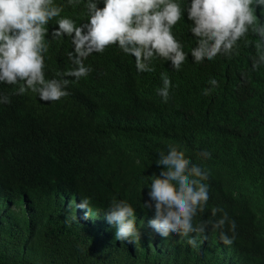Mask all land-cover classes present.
Wrapping results in <instances>:
<instances>
[{
  "label": "trees",
  "instance_id": "obj_1",
  "mask_svg": "<svg viewBox=\"0 0 264 264\" xmlns=\"http://www.w3.org/2000/svg\"><path fill=\"white\" fill-rule=\"evenodd\" d=\"M53 2L77 26L88 22L87 0ZM256 15L264 23V7ZM59 18L46 25L44 73L69 79L68 95L45 103L31 90L14 94L23 82L0 83L10 99L0 103V264H264V65L252 69L264 52L259 38L249 31L231 59L195 63L185 13L172 29L188 54L180 70L159 58L155 74L140 73L133 56L110 45L82 58L91 71L76 79L57 75L76 67L77 47L74 36L52 35ZM161 73L172 82L167 103L157 94ZM169 145L208 173L209 200L194 225L218 220L223 213L211 210L222 208L236 222L232 245L211 227L199 248L148 227L154 213L144 202ZM85 198L89 211L77 208ZM121 200L135 210L134 243L117 241L105 219ZM224 231L233 235L227 223Z\"/></svg>",
  "mask_w": 264,
  "mask_h": 264
},
{
  "label": "clouds",
  "instance_id": "obj_2",
  "mask_svg": "<svg viewBox=\"0 0 264 264\" xmlns=\"http://www.w3.org/2000/svg\"><path fill=\"white\" fill-rule=\"evenodd\" d=\"M80 2L68 0L69 5ZM101 3L103 6L99 7ZM85 6L88 22L77 26L71 18L61 16L63 7L54 4L53 0H0V83L16 85L23 82L14 94L23 95L31 90L45 103L68 95L69 79H46L44 73L46 25L56 17L60 18L52 35L74 36L77 45L73 59L76 67L57 75L76 79L91 71L82 58L91 51L103 52L110 45L133 56L140 73L155 74L159 58L170 61L174 70H180L188 54L172 29L185 13L191 21L190 33L197 41V46L191 50L195 63H201L205 58L213 60L217 55L231 59L237 54L238 41L249 31L259 38L257 49L264 46V23H260L256 15V10L264 7V0H190L186 7L178 0H87ZM261 65H264V52L258 51L252 69L255 71ZM161 80L157 94L167 103L172 82L166 73H161ZM209 84L218 87L214 78ZM203 94L210 95L211 89H204ZM0 103H10L9 97L0 96ZM200 155L211 158L207 150ZM156 165L163 168L158 175L153 174L148 200L144 202V207L154 213L148 220V227L161 238L170 234L187 237L186 243L192 248H199L208 239L206 233L211 227L212 231H219L223 244L232 245L236 222L229 221L222 208L211 210L213 217L218 212L223 213L218 220L193 223L197 212L203 211L209 200V186L203 183L208 173L172 145L167 154L160 152ZM88 204L89 200L85 198L77 208L89 211ZM105 219L115 227L117 241L134 243L140 238L135 210L126 201H113L105 211ZM226 223L232 236L224 231Z\"/></svg>",
  "mask_w": 264,
  "mask_h": 264
}]
</instances>
